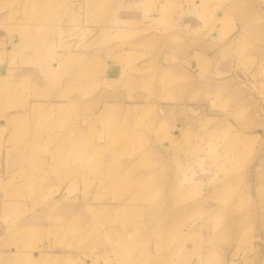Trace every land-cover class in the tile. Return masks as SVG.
Instances as JSON below:
<instances>
[{
	"label": "rangeland",
	"instance_id": "rangeland-1",
	"mask_svg": "<svg viewBox=\"0 0 264 264\" xmlns=\"http://www.w3.org/2000/svg\"><path fill=\"white\" fill-rule=\"evenodd\" d=\"M5 62L0 264H264V0H0Z\"/></svg>",
	"mask_w": 264,
	"mask_h": 264
},
{
	"label": "crops",
	"instance_id": "crops-1",
	"mask_svg": "<svg viewBox=\"0 0 264 264\" xmlns=\"http://www.w3.org/2000/svg\"><path fill=\"white\" fill-rule=\"evenodd\" d=\"M8 70H9V64L7 62H5L4 65L0 66L1 72L8 73ZM122 73H123V66H119L118 64L110 65L106 71V74H108L109 77L120 76Z\"/></svg>",
	"mask_w": 264,
	"mask_h": 264
},
{
	"label": "bare ground",
	"instance_id": "bare-ground-1",
	"mask_svg": "<svg viewBox=\"0 0 264 264\" xmlns=\"http://www.w3.org/2000/svg\"><path fill=\"white\" fill-rule=\"evenodd\" d=\"M56 63V62H55ZM56 66H57V64H56Z\"/></svg>",
	"mask_w": 264,
	"mask_h": 264
}]
</instances>
